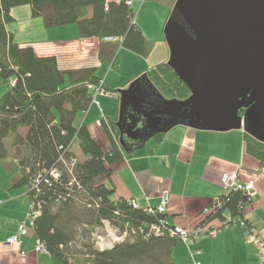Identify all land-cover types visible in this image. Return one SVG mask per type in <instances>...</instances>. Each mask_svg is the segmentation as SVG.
<instances>
[{
  "label": "trees",
  "instance_id": "16d2710c",
  "mask_svg": "<svg viewBox=\"0 0 264 264\" xmlns=\"http://www.w3.org/2000/svg\"><path fill=\"white\" fill-rule=\"evenodd\" d=\"M28 4L32 15L41 16L46 28L75 23L81 38L97 37L101 40L99 57L102 62L115 60L118 46L147 57L152 41L143 36L137 24L131 23L133 8L124 0H0V77L8 87L0 96V160H4L8 149L15 151L13 159L17 170L15 176L10 177V188L25 187L29 199L42 205L34 222L33 235L44 242L54 264H176L171 258V249L181 240L168 236L146 240L137 237L104 251L94 250L88 244L69 246L77 235L79 225L77 227L76 222L92 225L107 218L115 222L129 221L138 226L156 222L159 216L144 212L141 207L132 208L126 198L114 196L110 179L112 171L108 166L122 155L116 125L118 116L108 120L101 118V125L111 143L108 152L90 136L86 126L74 125L76 114L90 106L91 94L87 84H98L101 79L96 73L97 66L61 70L54 55L38 56L31 45L13 41L6 29L13 19L10 9ZM177 15L172 18L183 22ZM106 36L117 37L120 41L104 40ZM11 79L14 84L10 85ZM136 79L134 92L149 100L158 102L157 94L179 101L190 95V90L167 62L150 67ZM238 113L244 119V151L264 164V113L253 105L240 109ZM122 114V124L141 125V115L130 107L124 106ZM176 121L172 119L168 126ZM19 128H25L24 133H20ZM166 130L155 132L152 137L159 140ZM144 140L126 143L124 137L126 151L141 147ZM74 145L83 154L74 166L81 187H74L73 194L64 199L60 190L69 180L58 157L61 154L67 159L75 157ZM51 167L61 170V184L50 178ZM39 174L46 180L38 177L37 188L30 190ZM85 198L95 201L96 205L88 207L83 201ZM250 201L241 191L231 192L223 206L207 216L206 223L213 219L219 220V226L228 222L222 216L228 209L233 217L244 219L249 225L243 212L245 204Z\"/></svg>",
  "mask_w": 264,
  "mask_h": 264
},
{
  "label": "crops",
  "instance_id": "0c3cea01",
  "mask_svg": "<svg viewBox=\"0 0 264 264\" xmlns=\"http://www.w3.org/2000/svg\"><path fill=\"white\" fill-rule=\"evenodd\" d=\"M10 12L13 19L6 25V29L13 41L24 46L31 45L38 56L54 55L61 70L85 66H97L99 70L102 64L108 65V61L102 62L99 57L101 40L97 37L81 38L73 23L46 28L41 16L32 15L29 4L12 7ZM135 20L137 24V18ZM140 29L143 33L142 28ZM143 36L151 40L144 33ZM122 48L118 46L116 49L113 69L107 70V65L102 67L103 77L96 71L109 89H112V85L125 88L128 81L146 72L147 67L168 61L169 49L161 39L152 43L147 57L127 48L123 49L132 54L128 51L121 53ZM139 57L146 62L144 69L140 67L130 70L129 67L120 74L122 80L119 82L122 83H106L109 72L118 70L121 73L120 68L124 67L125 63L136 64ZM125 83L126 86L123 85ZM7 90L5 81L0 77V96ZM89 105L86 111L79 112L80 118L77 124L74 121V125L86 126L90 136L108 152L109 147L103 145L107 143L104 142L102 128L91 114L95 105ZM98 115L100 123L101 115L106 120L115 117L103 112L100 114L99 109ZM19 129L21 133L23 128ZM121 150V158L108 166L112 171L110 179L115 189V197L136 199L140 206H155L161 201V195L166 192L168 219L176 225L191 228L203 219V208L223 192V175L235 171L241 181L254 184L255 192L249 203L251 206L244 209L243 215L249 225H253L259 232L263 231L264 164L244 151L242 127L223 132L201 130L178 123L167 129L159 140L152 137L145 139L141 147L131 152L123 147ZM73 153L78 158L80 155L83 158L79 148L77 151L73 149ZM12 161L14 162V159ZM9 169L12 168L4 160H0V264H54L47 252L35 251V235L31 228L21 245L5 243L7 236L16 232L17 223L26 218L28 201L25 187L10 188V177L15 176L16 172H13L14 169L9 172ZM222 216L227 221L233 218L231 224H234L235 220L240 226L238 218L233 217L228 209L223 211ZM209 225H219V220L213 219ZM238 226L230 230L228 227L227 231H220L218 236L212 238L200 236L196 240H190L187 245L184 243L186 250L173 247L171 258L176 264H189L193 260L199 264H261L256 254H250L255 248L248 246L250 244L246 242L243 227ZM21 250L25 253L21 254ZM190 250L193 251L191 255Z\"/></svg>",
  "mask_w": 264,
  "mask_h": 264
},
{
  "label": "water",
  "instance_id": "95a60500",
  "mask_svg": "<svg viewBox=\"0 0 264 264\" xmlns=\"http://www.w3.org/2000/svg\"><path fill=\"white\" fill-rule=\"evenodd\" d=\"M173 5L183 22L170 17L163 25L167 64L190 95L182 101L160 94L158 102L149 100L134 92L137 79L118 89L116 125L125 150L124 136L135 138L137 132L131 122L122 124L124 106L141 115L146 139L178 123L237 130L244 124L238 112L248 105L264 113V0H175ZM162 115L177 121L161 130Z\"/></svg>",
  "mask_w": 264,
  "mask_h": 264
},
{
  "label": "built area",
  "instance_id": "2783aa9c",
  "mask_svg": "<svg viewBox=\"0 0 264 264\" xmlns=\"http://www.w3.org/2000/svg\"><path fill=\"white\" fill-rule=\"evenodd\" d=\"M120 0H116V2H119ZM125 4L128 7H131L133 0H124ZM136 20L133 16L131 23L135 24ZM104 40L108 41H120L117 37L112 36H106ZM10 85L14 84V80L11 79L9 81ZM87 88L89 91H100L101 93L105 92L107 89L105 88L104 84L99 81L98 84L88 83ZM91 94V93H90ZM92 95V94H91ZM78 159L74 156H70L68 159L65 157V155L61 154L58 157V162L60 165L63 166V169L65 170V173L68 177L67 182H64L65 187L60 190L62 192V195H64V199L69 198L73 194L74 187L77 189H80V180L77 179L76 175L74 174V166L76 165ZM50 172V178H52L54 181L61 184L60 178L62 176L61 170H59L56 167L49 168ZM47 173V172H45ZM44 173V175H45ZM44 180V176L42 174H39L37 176V180L33 181L31 183L30 190H33V188H37V185L39 183V179ZM46 180V179H45ZM44 180V181H45ZM47 182V181H46ZM50 183V182H48ZM222 184H224V190L219 196L215 197L209 206H206L202 210L203 219L199 222V224L193 226V227H184L180 224H174L171 222L170 219L167 217L168 208L167 205V193H163L161 195V201L153 206L146 204L145 206H140L136 199L132 198H126L128 203L132 208H139L143 209V211L153 215V216H159L157 217L156 222H150L145 224H140L138 226H134L129 223V221H121V222H115L111 221L107 218H102L98 222L93 223L92 225L88 224L87 222H82L81 225H79L77 229V235L75 239L68 243L69 246L77 244V246H81L83 244L90 245L94 250L97 251H104V250H110L114 248L115 245L120 243H125V241H133L135 238L139 237L144 240L151 238V237H171V238H177L180 239L181 242L188 244L190 240H196L199 235L205 234L207 236L214 237L217 233L220 232L221 229H226L229 227V225L233 222V218L229 220L228 222L220 223L219 225H209V223H206V219L208 218L209 214L216 213L217 210H219L220 207L223 206L225 200L231 195V192L235 191H241L243 194H245L248 199L250 200L252 195L255 192L254 184L253 183H245L240 180L239 174L235 171L228 172L223 175L222 177ZM63 199V200H64ZM90 198H85L83 201L88 207H91L95 201H90ZM41 203H36L34 199H29L27 202V211H26V218L20 220L17 223V230L15 233L7 236V239L5 241L6 244H16L21 245L22 240L24 237H26L29 233V229H33L34 222L38 218L41 212ZM246 206V204H245ZM118 214V211H115ZM239 220V225L243 227L244 230V236L246 239V242L249 244L254 245L257 248L258 256L262 259H264V229L262 232H259L253 225H247L244 219ZM35 251L40 252H46V245L44 242L39 238H35L34 241ZM21 254H24L25 251L21 250ZM193 253L192 250H190V255ZM264 263V260H262ZM189 264H199V262L192 261Z\"/></svg>",
  "mask_w": 264,
  "mask_h": 264
},
{
  "label": "rangeland",
  "instance_id": "374dc122",
  "mask_svg": "<svg viewBox=\"0 0 264 264\" xmlns=\"http://www.w3.org/2000/svg\"><path fill=\"white\" fill-rule=\"evenodd\" d=\"M173 4H174V2L171 1V0H135L134 1V4H133L132 7H133V12H134V17L137 18V20H138L137 25L140 28H142L143 33L148 38H150L151 41L153 40L152 41L153 44H154L155 40L158 41V39H161L164 42V44L166 45V41H165V37H164V33H163V28H164L163 25L168 20V18H170L169 16L178 17V15H177L178 13L175 10ZM73 24L75 25V23H73ZM127 51L125 49H123V48L121 49V53H125V52L127 53ZM128 52L132 54V52H130V51H128ZM137 61L138 62L136 64L128 63V62L125 63V66L120 68L121 73L118 72V70L109 72L108 73V77L106 79V83L107 84H109L110 82H115L116 84L122 83V82H119L120 80H122V76L120 74H123L124 73L123 70H125V69L127 70L129 67H131L130 70H136V69H138L140 67H142V69H144V66L146 65L145 60L142 57H139V58H137ZM114 63H115V61H114V59H112V61H108V65H107V63L106 64H102V66H100V68H99V70H97V72L99 74H101L102 77H103V72H102L103 69H102V67H106V65H107V70H110L111 68L113 69L114 68ZM149 68H150V66L147 67L146 70H148ZM100 69H101V71H100ZM99 81H101L103 83L102 79H100ZM126 84L127 83H125L123 85L126 86ZM128 84H129V81H128ZM111 87H112L113 91L112 90H108L109 88L106 87V86H105V88L106 89L108 88V89L105 92H103V93H101L100 91H97V90L90 91V93L92 94L91 95L90 104L91 105H95L96 107H98L100 114H102V112H103V114L105 113L106 115L109 114V115H112V116H118L119 117L118 112H119V108H120V103H119V101H120V93L117 92V91H118V89L121 88V86L117 87V86H113L112 85ZM98 95H102V96H98ZM97 96H98V99H97ZM103 96H107V97H103ZM99 102H100V104H99ZM101 105H102V107H101ZM95 106H94V108H92L91 114H93L94 118L96 120H98L99 126H101V128H102V132H103L102 136L104 138V142L107 143V144H103L104 147L108 146L109 147L108 149L110 150L111 149L110 139H108V137L106 136V134L104 132L103 126L101 125V123L99 121L100 116L98 115V109H96ZM108 111H111L112 113H109ZM79 115H80V113L78 112L76 114L75 124H77V122H78V120L80 118ZM101 118H104L103 115H101ZM89 119H91L90 115H89ZM104 120H106V119L104 118ZM24 131H25V128L21 129V133L24 132ZM125 139H126V136H125ZM126 141H128V139H126ZM73 149H75L77 151V148H76L75 145L72 147V150ZM7 151H8V153L4 157V162H6L12 168L11 170L14 169L13 172L15 173V171L17 170L15 168L16 164H15V161L14 162L12 161L13 158H14L13 156H14L15 151H10L9 149ZM75 157H76V159H81L82 158L81 155L79 156L80 158H78L76 155H75ZM28 200H29V197H28ZM250 206L251 205L249 203H246L245 209H247ZM77 209H80V208L77 207ZM80 210H82V208ZM26 211H27V207H26ZM26 211H25V214H26ZM75 225L77 226V225H80V224H79V222H76ZM230 225L231 226L228 228L229 230L232 227L238 226V222L234 220V224H230ZM238 227H240V226H238ZM228 229L226 228V229L220 230V231H227ZM218 235L219 234L217 233L215 236H218ZM200 236L201 237L212 238L211 236H207L205 234L199 235V237ZM248 246L251 247V248H255L254 252L250 253V254H256V256L260 259V262L263 263L262 260H264V259H262V258H260L258 256L257 248L254 245H252V244H250ZM174 247H178V248L180 247L182 250L185 249L184 243H182V242H178V244H176ZM248 255H249V252L247 253V256ZM84 264H87V262H84Z\"/></svg>",
  "mask_w": 264,
  "mask_h": 264
},
{
  "label": "flooded vegetation",
  "instance_id": "af4514ba",
  "mask_svg": "<svg viewBox=\"0 0 264 264\" xmlns=\"http://www.w3.org/2000/svg\"><path fill=\"white\" fill-rule=\"evenodd\" d=\"M173 119V117L171 118V117H169V116H165V115H162V117H161V125H160V129L162 130L163 128H165V127H168V125L170 124V122H171V120ZM126 124V123H125ZM125 124H123V125H125ZM132 124V123H131ZM133 125V124H132ZM144 127H146V124H144V123H141V125L140 126H137V125H133V128L136 130V132H137V137H135V138H127L126 137V139H128V141H126V143H136V142H140L141 140H143V139H146V137L149 135L148 133H149V131L148 130H145L144 129ZM155 130L154 129H152L150 132L152 133V132H154ZM125 137V136H124ZM125 139V140H126Z\"/></svg>",
  "mask_w": 264,
  "mask_h": 264
}]
</instances>
